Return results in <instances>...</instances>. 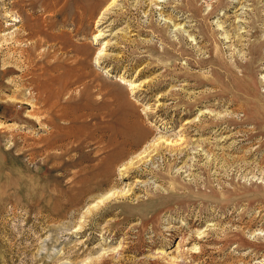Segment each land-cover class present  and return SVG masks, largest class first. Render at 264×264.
<instances>
[{
	"label": "rangeland",
	"instance_id": "obj_1",
	"mask_svg": "<svg viewBox=\"0 0 264 264\" xmlns=\"http://www.w3.org/2000/svg\"><path fill=\"white\" fill-rule=\"evenodd\" d=\"M82 2L0 0V264H264V0Z\"/></svg>",
	"mask_w": 264,
	"mask_h": 264
},
{
	"label": "bare ground",
	"instance_id": "obj_2",
	"mask_svg": "<svg viewBox=\"0 0 264 264\" xmlns=\"http://www.w3.org/2000/svg\"><path fill=\"white\" fill-rule=\"evenodd\" d=\"M90 1V0H84V2H82L81 3V10H82V12H81V14H79L80 15V17L81 18H83V17H86L85 15H89V16H96V14L98 13V11H99V6L98 5H96L97 3H98V0H94V3H92L93 2V0H91V2H88ZM78 5H80V4H78ZM90 5H93L92 7H90ZM34 7V6H33ZM33 10V9H32ZM32 13V12H31ZM79 13V12H78ZM33 14V13H32ZM30 16V15H29ZM206 17V16H205ZM23 18V17H22ZM30 18L32 19V17L30 16ZM37 19V18H36ZM35 18H33L32 20L35 22V23H33V26L32 25H30V24H28L27 23V21H28V19L27 18H23L22 20H23V25H24V32L23 33H20V32H18V34H17V37L16 38H18L17 40H19V38H21L22 36H31V35H33L34 33H36V30L34 29V27H35V25L37 26L38 25V21L36 20ZM21 20V21H22ZM32 21V22H33ZM82 22V21H81ZM208 22V21H207ZM55 25V24H54ZM23 31V30H22ZM40 31V30H39ZM24 50V49H23ZM49 68V67H48ZM45 69V68H44ZM34 75V74H33ZM35 77V76H34ZM56 79H58V76H53V75H51V77H50V82L48 83L49 84V86H50V84L52 83V82H54ZM57 82V81H56ZM38 83V82H37ZM40 84V83H39ZM34 86V85H33ZM38 86V85H37ZM43 86V85H42ZM47 87V86H46ZM30 100V99H29ZM107 172V171H106Z\"/></svg>",
	"mask_w": 264,
	"mask_h": 264
}]
</instances>
